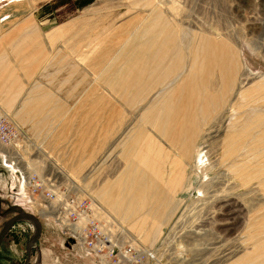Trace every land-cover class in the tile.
<instances>
[{"label":"rangeland","instance_id":"rangeland-1","mask_svg":"<svg viewBox=\"0 0 264 264\" xmlns=\"http://www.w3.org/2000/svg\"><path fill=\"white\" fill-rule=\"evenodd\" d=\"M153 8L155 12L152 11ZM51 11L52 21L56 23L85 13L91 15L90 19H85L84 30L79 26L73 40L64 43V48L73 46L81 50L82 45H85L83 41H87L89 35L95 33L91 39L92 44V41L110 34L122 22V32H127L122 45V54L126 56H122L121 63L117 60V66L112 68H89V81L93 85L89 92H101L106 85L111 84L118 93L124 94L122 114L127 111L129 115L123 116L126 118H122V126L129 120L133 123L138 139L134 142L138 146H142L149 135L147 130L151 128L149 115L142 117L140 107L155 99L157 89L140 93L131 87L123 92L119 84L132 83L133 78L138 75L131 70L134 67H130L135 66L134 62L128 63L126 58L139 45L138 31L148 25L152 17L157 15L159 20L154 22L158 23L164 33L168 32L162 42L166 44L169 41L170 50L178 55L181 66L178 65L180 68L177 75L188 69L182 76V80L186 81L184 85L191 81L190 85L193 86L194 81L202 79L199 94L201 101L200 98L196 100L185 93L186 97L191 96V103L189 100L188 107L184 109L181 106L183 100L180 99V96L183 99V95L176 93L179 107L169 108V112H177L179 108L192 112L195 114L196 124L203 123L204 120L206 124L197 140L196 149L194 148V162L183 171L185 173L181 179H173L177 160L167 153L169 159L162 169L165 173L159 175V180L158 175L151 174L152 169L143 168L141 163L132 160L135 158H130L140 171L149 174V178L154 177L164 192V184L172 185L175 189L171 190V194L177 204L171 223L163 228L156 227L147 219L142 222L145 223L142 227L133 229L132 222L110 220L125 229L130 235L129 240H133V249L145 255L146 260L141 258L137 264H264V0H56ZM139 13L145 16L135 18L136 15L139 17ZM90 22L93 26H89ZM107 22L108 25L105 26L104 23ZM185 34L186 49L184 41L180 40ZM215 43H222L225 47H219ZM160 44L161 40H158L154 46L147 45L151 55L158 54ZM194 48H197V53L192 52ZM160 54L163 55L161 52ZM192 54L197 56L193 63L196 67L190 65L186 68L188 57ZM203 56L207 63L200 68L199 61ZM144 61L137 62L138 72L142 67L152 65L150 61ZM110 62L114 61L107 63ZM122 67L124 70L119 79L121 81H111L117 78L115 72ZM174 70V65L169 63L163 76L174 73ZM124 73L126 76H123ZM138 80L140 84L143 83L139 78ZM131 91L134 92L128 93ZM170 100L173 101V97ZM139 101L142 103L138 104ZM159 101L160 99H156L152 103L157 105ZM104 104L109 107L105 110V115L114 118L117 109L107 100ZM77 106L80 107L81 102ZM90 107H93L91 103ZM218 108L220 113L213 121L212 116L204 115L217 112ZM3 111L22 137L38 148V154L35 150L28 151L25 157L29 156L28 161L26 160L31 162L29 168H37L33 172L42 175L51 163L56 164L65 175V184L78 186L82 191V200L92 199L93 203H98L103 211L112 215L99 202V189L106 183L115 181L122 171L121 157L128 152L131 142L126 143L122 150L115 147L112 154L108 153L111 155L106 162L88 168V165L70 162L71 159L67 156L69 153L77 159L74 152H68V145L77 140V134L72 138L62 134L56 144V140L52 141V147L49 141L36 143L10 111ZM198 111H201L199 119ZM158 113L154 120L163 121L162 115ZM81 121V117L73 116L71 125H68L69 130L72 131ZM108 125L109 122L107 128ZM65 128L66 126L63 132ZM24 149L25 145L21 151ZM191 152L192 150L185 151V155L190 156ZM104 156L108 157L107 152ZM8 166L0 156V231L8 220L18 214L32 215L40 222L41 235L31 249L29 264H100L95 257L90 258L81 252L75 254L60 248V241L64 238L62 226L43 219L49 215L41 214L39 207L32 205L31 198L28 199L25 195L20 175ZM258 166L257 171L261 173L256 175ZM155 171L157 168H154L153 172ZM34 232L35 228L27 220L13 224L0 245V264H24L26 248ZM153 239H157L154 245ZM149 256L153 258L150 259ZM106 262L108 260L103 264Z\"/></svg>","mask_w":264,"mask_h":264},{"label":"crops","instance_id":"crops-1","mask_svg":"<svg viewBox=\"0 0 264 264\" xmlns=\"http://www.w3.org/2000/svg\"><path fill=\"white\" fill-rule=\"evenodd\" d=\"M55 4L56 0H0L1 108L10 111L17 123L36 143L49 141L52 147L54 142L56 144L60 141L62 134L71 136V138L77 134V140L68 145V152H74L73 155L77 159L69 153L67 156L71 159L70 162L88 165V168L94 164L97 166L100 162H106L115 147L118 146L122 150L126 143L131 142L128 152L123 153L121 157L122 171L117 175L115 181L106 183L103 188L99 189V202L119 223L132 222V229L137 226L142 227L145 224L142 222L146 219L159 228L168 226L177 210V204L171 194V190L175 188L162 182L166 188L164 192L157 185L154 177L149 178V174L140 171L132 160L141 163L143 168L152 169L151 174L158 175V180L159 175L165 173L162 170L163 164L167 163L169 159L166 153L177 160L175 161L177 168L173 179H177L180 170L188 169V165L194 162L197 140L206 124L205 120L203 123L196 124L195 114L183 110L188 107L189 100L191 103V96L199 100L202 79L198 78L197 81H194L193 86L190 85L191 81L184 85L186 81L182 80L181 76L186 74L188 69L185 73L177 75L178 68L181 66L178 55L174 50H170L169 41L166 44L162 42L168 32L164 33L158 23L154 22L159 20L157 15L152 17L150 23L138 31L139 45L136 50L130 51L126 58L128 63L134 62L135 66L129 64L130 67H134L131 70L138 73L137 77L143 83L140 84L138 78L135 77L132 83L119 84L120 90L123 92L131 87L136 88L140 93L157 89L154 94L155 98L162 100L157 105L156 103L153 105L152 100L143 106L140 105V114L142 117L149 115L151 128L147 130L150 136H146L142 146H138L137 142H134L135 139H138L133 123L129 120L122 126V118H126L123 116L129 115L127 111L122 114V107L125 104L124 94L118 93L115 86H111V84L106 85L101 92L93 94L89 92L90 87L93 86L89 81V68L100 69L103 66L112 68L117 66L115 64L117 60L121 63L120 59L126 56L122 54L124 48L122 45L127 32H122V22L115 26L110 34H105L97 41H92V44L91 39L95 33L89 35L90 38L83 41L85 45H82L81 50L79 47L73 48V46L64 48V43L73 40L75 30L79 29V26L83 28L86 23L85 19H90L91 15L85 13L82 16L56 23L52 21L51 11V7ZM152 11L155 12V8ZM141 16H145V14L142 13L139 17L136 15L135 18L140 19ZM104 24L107 26L108 22ZM89 26H93V23L90 22ZM102 28H104L103 25ZM161 36L162 38H160ZM185 39H187V34L180 38L181 41H184L186 49ZM158 40H161L158 54L151 55L147 45L154 46ZM215 45L225 47L222 43H215ZM192 52L197 53V48L192 49ZM196 57L195 54L188 57L186 68H189L190 65L193 66ZM140 60L143 62L148 60L152 65L144 66L138 72L137 65L139 64L137 62ZM200 60V68H202L207 63L206 57L203 56V59ZM109 61L114 62L107 63ZM169 63L174 65V73L163 76L164 69ZM155 67L159 68L155 70ZM193 67H196V64ZM123 70L122 67L115 72L117 78L111 79V81L115 82L117 79L120 82ZM123 76H126V73ZM176 77L179 78L178 83L173 87L170 84L169 88H171L163 90L161 95L162 92H159V88L164 89ZM127 84L131 85L125 87ZM134 91L128 93L132 94ZM176 93L183 95V99L182 96L180 99L183 100L181 106L183 105L184 109L180 110L179 108L177 112L176 110L169 112L170 107L175 109L178 106ZM185 93L191 96L186 97ZM172 97L173 101L170 100ZM131 98L134 99V97ZM105 100L117 109V115L114 118L105 115V110L109 109L104 104ZM79 102H81L80 107L77 106ZM141 103L139 101L138 104ZM220 108L217 112L204 113V115L212 116L213 121L220 113ZM157 113L162 115L163 121L154 120ZM197 115V119H199L201 111H198ZM73 116L81 117L82 121L70 131L68 125H71ZM107 122H109L108 128ZM113 133L115 134L110 137ZM53 140L56 141L52 142ZM188 150H192L190 156L185 155V151ZM106 152L108 157L104 156ZM109 152L111 154H108ZM96 166H94V170ZM154 168H157V171L153 172ZM180 174L183 176L181 172ZM149 179L150 181L147 182L146 180ZM127 230L129 231V229Z\"/></svg>","mask_w":264,"mask_h":264},{"label":"built area","instance_id":"built-area-1","mask_svg":"<svg viewBox=\"0 0 264 264\" xmlns=\"http://www.w3.org/2000/svg\"><path fill=\"white\" fill-rule=\"evenodd\" d=\"M23 138L17 128L10 124V118L0 107V147L5 150L4 153L0 152V156L14 173L20 175L25 195L28 199L31 198L32 205L38 206L41 214L49 215L43 219L52 220L53 224L62 226L64 238L60 241L61 249L75 254L81 252L90 258L95 257L100 264L106 260V264H137L141 258L145 259L143 253L133 249L130 236L125 235L116 223L107 219L95 201L93 208L92 199H81L83 193L78 186L59 185L58 192L61 197L55 201V194L48 188L54 187L52 178L57 177L59 173L48 171L46 168L48 173L41 175L46 182L44 185L39 182L37 175L27 174L21 166L22 161L18 159L24 146ZM95 210L98 212L96 217ZM79 221L83 223L82 226H77Z\"/></svg>","mask_w":264,"mask_h":264},{"label":"bare ground","instance_id":"bare-ground-1","mask_svg":"<svg viewBox=\"0 0 264 264\" xmlns=\"http://www.w3.org/2000/svg\"><path fill=\"white\" fill-rule=\"evenodd\" d=\"M230 62V61H229ZM159 67H155L154 69L155 70H157ZM167 68H169V67H167ZM153 70V69H152ZM246 70V69H245ZM167 71V70H166ZM166 74H169V73H166ZM178 77V76H177ZM177 77L171 82V83H169V84H167V86L164 88V89H161V88H159V92L161 93V95L163 94V90H169L171 87H172V85H174L176 82H178V80H179V78L177 79ZM182 77V76H181ZM171 84V87L169 88V85ZM160 95V96H161ZM155 99H160V101L159 102H162V100H161V98H155ZM153 101H155V100H152V102ZM158 102V103H159ZM194 133V132H193ZM24 140L22 141L23 142V144L25 145V149L24 150H22L21 152H20V156L18 155V159H19V161L21 160L22 161V163H21V166L23 167V169L25 170V172L27 173V174H29V175H32V174H35V175H37V178L39 179V182L41 183V184H45L46 182L42 179V176L41 175H38L37 173H35V172H33V171H35L37 168H34V169H31V168H29L28 166L29 165H31V162H27L28 160H27V158L29 157H27V158H25L26 157V155H27V153H28V151H36L37 152V154H38V148L37 147H35V145L33 146V145H30L29 143H28V139L27 138H23ZM0 152H2V153H4L5 152V150L3 149V148H1L0 147ZM261 158V157H260ZM27 160V161H26ZM260 161H261V159H260ZM260 163V162H259ZM178 164V163H177ZM177 166V165H176ZM259 168V166L256 168V175H259L261 172L260 171H257V169ZM48 171H52V172H55V173H59V174H57V177H54V178H52V182H54L55 184H54V187L53 188H48V190L49 191H51V192H53L54 194H55V201H58L59 199H60V197H61V195H60V193L58 192V186L59 185H64L65 187H67L68 185H66L65 184V182H64V180H63V178H65V175H64V173H62V171H61V169L60 168H58L57 166H56V164H50L49 165V168L47 169ZM177 172V171H176ZM180 172L183 174V173H185V172H183L182 170H180L179 171V173H178V176H177V180L178 179H181V174H180ZM46 173H48L47 171L44 173V174H46ZM13 174V173H12ZM43 175V174H42ZM55 176H56V174H55ZM158 184V183H157ZM98 204V203H97ZM99 205V204H98ZM92 207L93 208H95V205H94V203L92 204ZM105 211V210H104ZM106 212V213H105ZM104 212V215L106 216V218H108V219H110V220H113L114 218H113V216L112 215H109V213H107V211H105ZM96 215H98V212L95 210V212H94V216L96 217ZM111 216V217H110ZM115 220V219H114ZM116 222V221H115ZM32 224V223H31ZM83 225V223L81 222V221H79V223L77 224V226H82ZM120 225V224H119ZM32 226L35 228V226L32 224ZM121 228V227H120ZM123 231H124V234L125 235H127V236H130V235H128V233L126 232V230L125 229H123V228H121ZM35 233V232H34ZM34 235V234H33ZM32 235V236H33Z\"/></svg>","mask_w":264,"mask_h":264},{"label":"water","instance_id":"water-1","mask_svg":"<svg viewBox=\"0 0 264 264\" xmlns=\"http://www.w3.org/2000/svg\"><path fill=\"white\" fill-rule=\"evenodd\" d=\"M27 220L30 223H32L35 226V233L34 235L29 239L27 248H26V258L24 264H29L30 261V252L34 244L38 241L41 235V224L40 222L32 215L28 214H18L17 216L11 218L8 220L3 228L0 231V245L2 243L3 238L5 237L6 233L8 232L9 228L15 224L16 222Z\"/></svg>","mask_w":264,"mask_h":264}]
</instances>
